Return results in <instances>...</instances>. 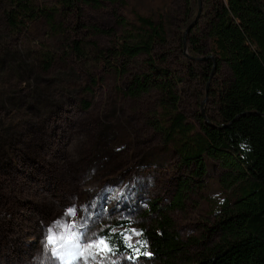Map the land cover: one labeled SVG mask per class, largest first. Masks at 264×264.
Here are the masks:
<instances>
[{"label": "rangeland", "instance_id": "rangeland-1", "mask_svg": "<svg viewBox=\"0 0 264 264\" xmlns=\"http://www.w3.org/2000/svg\"><path fill=\"white\" fill-rule=\"evenodd\" d=\"M57 4L34 0V8L54 12ZM5 8L0 0V264H151L114 254L100 232L125 221V239L146 245L144 230L163 215L183 242L182 262L230 241L225 221L237 184L231 159L205 156L201 174L183 165L152 124L162 91L137 98L124 92L133 76L151 74L147 58L112 52L134 12L162 16L168 41L156 44L155 57L162 56L176 78L180 111L195 123L200 114L214 115L228 66L217 72L215 66L205 85L199 71L209 51L192 56L193 71L182 59L190 35L206 32L205 26L194 29L202 21V0L198 17L197 0L78 3L55 16L59 34L41 15L11 23ZM75 40L95 42L104 59L79 61L70 50Z\"/></svg>", "mask_w": 264, "mask_h": 264}, {"label": "trees", "instance_id": "trees-1", "mask_svg": "<svg viewBox=\"0 0 264 264\" xmlns=\"http://www.w3.org/2000/svg\"><path fill=\"white\" fill-rule=\"evenodd\" d=\"M57 3L54 12L51 8H34V0H6L5 16L14 23L16 19L41 15L59 34L61 25L56 23L55 16L61 9L78 3L100 6L102 0ZM201 12L202 21L194 29L205 26L206 32L201 38L190 35L188 43L192 45L182 59L186 69L193 71L192 63H197L193 57L209 51L199 71L198 81L205 85L208 72L215 66L216 72L221 65L228 66L230 74L219 82L217 109L212 116L200 114L195 123L180 111L175 96L176 78L165 59L155 57L156 44L168 41L167 20L162 16L156 19L151 14L134 12L130 30L112 52L123 59L147 58L151 74L133 76L124 92L137 98L152 90L162 91L152 124L162 134L163 147L177 154L183 165L201 174L205 171V156L223 155L231 159L237 171V184L233 214L225 221V228L230 229L233 237L210 254L185 263L179 258L183 242L166 215L150 232L144 230L146 245L125 239V221H116L100 235L114 254L124 253L132 262L143 259L151 264H264V0H202ZM183 45L181 42L182 48ZM70 50L85 63L104 59L103 50L93 41L75 40ZM87 78L90 84L96 82L91 72ZM81 102L85 109L91 105L90 101ZM145 252L151 255H144Z\"/></svg>", "mask_w": 264, "mask_h": 264}, {"label": "water", "instance_id": "water-1", "mask_svg": "<svg viewBox=\"0 0 264 264\" xmlns=\"http://www.w3.org/2000/svg\"><path fill=\"white\" fill-rule=\"evenodd\" d=\"M197 2H198V4H199V10H198V12H197V17H198V15L200 14V0H197ZM194 22H195V20H194ZM194 22H193V23H194ZM190 26H191V25H190ZM190 26H189L187 29H189Z\"/></svg>", "mask_w": 264, "mask_h": 264}, {"label": "snow or ice", "instance_id": "snow-or-ice-1", "mask_svg": "<svg viewBox=\"0 0 264 264\" xmlns=\"http://www.w3.org/2000/svg\"><path fill=\"white\" fill-rule=\"evenodd\" d=\"M50 239H51V238H50ZM100 244H104V241H100ZM105 247H106V245H105ZM137 252H139V250H137ZM144 255H151V253H149V252H145Z\"/></svg>", "mask_w": 264, "mask_h": 264}]
</instances>
